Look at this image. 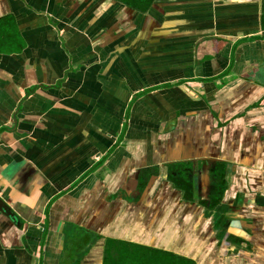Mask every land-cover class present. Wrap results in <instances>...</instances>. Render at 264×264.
<instances>
[{
	"label": "crops",
	"instance_id": "obj_1",
	"mask_svg": "<svg viewBox=\"0 0 264 264\" xmlns=\"http://www.w3.org/2000/svg\"><path fill=\"white\" fill-rule=\"evenodd\" d=\"M177 256L264 264L262 0H0V264Z\"/></svg>",
	"mask_w": 264,
	"mask_h": 264
},
{
	"label": "trees",
	"instance_id": "obj_2",
	"mask_svg": "<svg viewBox=\"0 0 264 264\" xmlns=\"http://www.w3.org/2000/svg\"><path fill=\"white\" fill-rule=\"evenodd\" d=\"M119 1L123 2L126 5L131 6L137 10H140V11L147 10L153 2V0H119ZM263 18H264V0H262V19ZM185 191L188 194H190V192H191L190 187L186 188ZM176 260H178V264H195V262L193 260H190V259L182 257V256H177Z\"/></svg>",
	"mask_w": 264,
	"mask_h": 264
}]
</instances>
